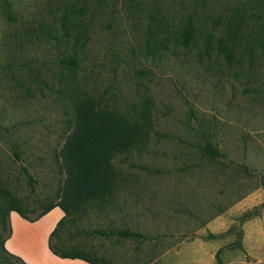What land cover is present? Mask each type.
I'll list each match as a JSON object with an SVG mask.
<instances>
[{"label": "rangeland", "instance_id": "rangeland-1", "mask_svg": "<svg viewBox=\"0 0 264 264\" xmlns=\"http://www.w3.org/2000/svg\"><path fill=\"white\" fill-rule=\"evenodd\" d=\"M83 100L143 138L113 159L111 195L63 219L55 249L106 264H217L223 248L221 264H264L256 225L243 231L264 208L239 221L264 203V0H0V264H20L2 247L15 206L33 219L61 200V150ZM123 229L143 238L88 235ZM239 234L242 249L230 247Z\"/></svg>", "mask_w": 264, "mask_h": 264}, {"label": "trees", "instance_id": "trees-1", "mask_svg": "<svg viewBox=\"0 0 264 264\" xmlns=\"http://www.w3.org/2000/svg\"><path fill=\"white\" fill-rule=\"evenodd\" d=\"M182 34L185 42L189 43L193 38V29L188 26L183 30ZM220 49L226 59L232 62L231 51L225 45H221ZM61 63L65 68L76 66V61L69 57L64 58ZM142 138V127L130 118L120 115L117 111H109L102 108L99 102L89 100L79 102L74 108V122L71 132L68 134L61 150V163L65 173L61 200L55 205L46 206L33 219L26 217L18 206H15V213L26 220L34 221L58 206L64 212V216L50 235L49 248L51 252L62 259H78L89 264H106L105 262L92 259L82 252H60L54 248L52 237L56 234L58 227L70 211L75 212L94 202H104V198L111 195L118 179L117 172L112 164L113 159L139 145ZM205 150L211 159L220 156L219 151L211 144H208ZM22 171L26 175L30 187H33L35 183L33 177L27 169L23 168ZM260 186L264 190V177L261 178ZM263 208L264 203L253 211L243 213L239 218L240 223L258 216ZM2 218L4 217L2 216ZM3 227L7 232L6 238L2 243L3 250L6 252L4 243L10 235L8 218L3 220ZM88 235L116 236L124 239L143 238L141 234L127 229L118 231L94 230L89 232ZM215 237L216 235L210 234L211 239ZM230 247L242 249L240 234L237 240L230 244ZM222 250L223 248H220L216 252L217 264H221L220 253ZM10 256L20 264H23L19 258Z\"/></svg>", "mask_w": 264, "mask_h": 264}, {"label": "crops", "instance_id": "crops-1", "mask_svg": "<svg viewBox=\"0 0 264 264\" xmlns=\"http://www.w3.org/2000/svg\"><path fill=\"white\" fill-rule=\"evenodd\" d=\"M64 212L54 207L37 220L29 221L19 214L11 212L8 216L10 235L5 240L4 248L9 255L17 257L23 264H89L78 259H62L54 255L49 248V239ZM264 216V214H263ZM256 225L255 239L259 250L264 248V223L247 222L243 225L245 236L249 225ZM258 255H260L258 253Z\"/></svg>", "mask_w": 264, "mask_h": 264}]
</instances>
